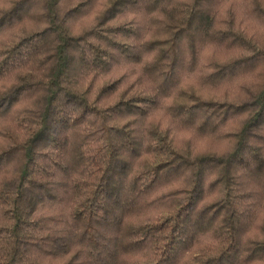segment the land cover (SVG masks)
I'll use <instances>...</instances> for the list:
<instances>
[{
	"label": "trees",
	"instance_id": "16d2710c",
	"mask_svg": "<svg viewBox=\"0 0 264 264\" xmlns=\"http://www.w3.org/2000/svg\"><path fill=\"white\" fill-rule=\"evenodd\" d=\"M93 3L0 2V264H264V0Z\"/></svg>",
	"mask_w": 264,
	"mask_h": 264
},
{
	"label": "rangeland",
	"instance_id": "374dc122",
	"mask_svg": "<svg viewBox=\"0 0 264 264\" xmlns=\"http://www.w3.org/2000/svg\"><path fill=\"white\" fill-rule=\"evenodd\" d=\"M107 1L108 0H94V3L93 4H91V6H89L90 7V11H89V14L93 11V10H96L97 8H98V6H99V4L100 3H102V2H106L107 3ZM1 3L3 2V4L5 5L7 2H8V0H1L0 1ZM7 6V5H6ZM88 7V8H89ZM88 11V10H87ZM88 14V16L83 20V23L84 24H87V20L89 21L90 20V18H91V16ZM249 21L251 22V23H254L255 25H256V23H257V21L256 20H254V19H249ZM257 27H259L260 28V30L261 29H263V28H261L260 26H258V25H256ZM82 27V23L81 24H78L77 25V28H81ZM199 86H196V88H198ZM212 90V88H210V91ZM218 92H220L219 90H218ZM224 93H227V92H224ZM223 93V94H224ZM211 140H200V141H196V142H194V146H195V148L196 147H199V149H204V150H208V149H211V148H214V147H218V143H216V141H212V143L210 142Z\"/></svg>",
	"mask_w": 264,
	"mask_h": 264
}]
</instances>
